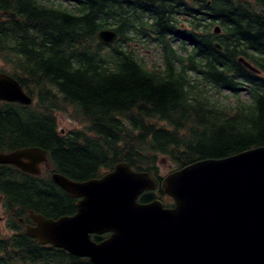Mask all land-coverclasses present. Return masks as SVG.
I'll use <instances>...</instances> for the list:
<instances>
[{"label": "trees", "instance_id": "1", "mask_svg": "<svg viewBox=\"0 0 264 264\" xmlns=\"http://www.w3.org/2000/svg\"><path fill=\"white\" fill-rule=\"evenodd\" d=\"M107 28L119 35L111 46L97 39ZM144 44L152 66L136 52ZM1 61L33 104L0 102V152L38 147L50 167L33 176L0 165L10 232L0 229V264H93L40 245L19 222L76 213L53 173L87 181L127 162L158 184L139 202L172 207L161 160L175 171L264 146V0H0ZM62 111L85 127L61 130Z\"/></svg>", "mask_w": 264, "mask_h": 264}, {"label": "water", "instance_id": "2", "mask_svg": "<svg viewBox=\"0 0 264 264\" xmlns=\"http://www.w3.org/2000/svg\"><path fill=\"white\" fill-rule=\"evenodd\" d=\"M118 37L113 29L97 35L106 46ZM239 61L260 74L245 58ZM0 102L30 106L33 98L15 78L0 73ZM0 165L39 176L50 162L45 150L28 147L0 152ZM51 178L77 200L76 213L52 219L30 212L32 225L20 219L25 234L40 245L93 264H264V146L168 174L160 190L173 207L160 199L139 202L157 183L127 162L97 179L74 181L59 173ZM105 234L110 236L101 242L92 239Z\"/></svg>", "mask_w": 264, "mask_h": 264}, {"label": "rangeland", "instance_id": "3", "mask_svg": "<svg viewBox=\"0 0 264 264\" xmlns=\"http://www.w3.org/2000/svg\"><path fill=\"white\" fill-rule=\"evenodd\" d=\"M136 52L139 54L140 57H142L145 62L148 64V66H152L153 62H157V55H156V49L147 46V45H140L135 47ZM0 66H3V62H0ZM5 67V66H4ZM222 102L224 101L225 104L230 105L235 102L234 98H230L229 100H225L224 96L221 95ZM57 119H58V124L61 130L64 132L70 131V130H76V129H83L85 127L84 124H81L77 120L73 118L72 115H70V111H62L57 113ZM175 166L173 163H171L169 160H161L159 162V173L161 176L165 177L169 173L173 172ZM168 197V196H167ZM0 229H1V234L2 235H9L10 232L7 229L6 226V217L4 215V210L2 206V200L0 198Z\"/></svg>", "mask_w": 264, "mask_h": 264}]
</instances>
